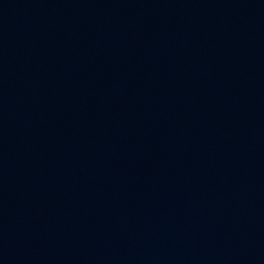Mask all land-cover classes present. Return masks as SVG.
<instances>
[{
	"label": "water",
	"instance_id": "1",
	"mask_svg": "<svg viewBox=\"0 0 264 264\" xmlns=\"http://www.w3.org/2000/svg\"><path fill=\"white\" fill-rule=\"evenodd\" d=\"M0 264H264V0H0Z\"/></svg>",
	"mask_w": 264,
	"mask_h": 264
}]
</instances>
